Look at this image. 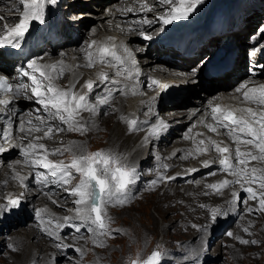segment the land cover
<instances>
[{"label": "bare ground", "instance_id": "6f19581e", "mask_svg": "<svg viewBox=\"0 0 264 264\" xmlns=\"http://www.w3.org/2000/svg\"><path fill=\"white\" fill-rule=\"evenodd\" d=\"M63 1L65 4L61 7L57 4H46L43 23L33 21L30 24L24 39L32 42L33 48L30 53L32 58L29 59L26 56L21 58L27 63L35 60L40 65L55 64L58 70L62 68V74L57 75L53 83L62 90L75 84L73 91L79 95L87 94L89 102L97 107L95 113L81 111L76 117L80 123L87 125L88 131L83 133L53 131L46 137L44 135L47 131L46 127H41L39 131L32 130L33 126L38 124L37 118L47 120V114L34 99L27 98L31 95L32 86L27 77L28 83L24 85L26 87L23 93L17 96L24 105V130H14V135H10L7 141L0 140V147L7 149L0 153V156H3L0 163V218L1 221L3 220L0 222V246L9 241L15 246V252L9 253L7 264H55L52 261L53 255H56L59 249L58 245L55 244L53 247L50 240H44L41 237L40 234L45 232L41 230L40 218L37 216L34 220L32 218L28 225L13 230L23 221V217H18L17 210L27 217L29 214L25 210H31V204L36 205L37 209H47V212L42 215L46 217L44 226L48 227L49 231L54 228V225L47 224L49 216L62 218L75 214V198L68 196L59 184H41L35 173L46 174V170L39 165L32 167L24 162L20 148L31 142L43 143L48 149H67L63 151L67 156L69 153L73 156L81 152L104 150L116 155L128 167L135 168L138 177L131 187V198L128 203L123 206L108 205L114 206L115 209L107 213L113 220L112 223H108V228L115 230L117 234L98 237L103 241V246L93 243L96 249H104V252L101 250L97 253L95 250L93 258L90 259L92 243L89 246L86 241L93 242V239L97 237L87 230L86 225L81 227L79 232L73 227V232H69L66 237H60V244L70 241L81 251H85V254L79 259L71 254L66 255L65 258L69 260L56 264H104L103 262L132 264L133 261L142 264L143 260L154 251L161 253L159 259L164 260L162 264L173 262L196 264L206 252L205 245L201 244L193 248L194 253L189 255L185 253L193 236L203 233L206 237L207 229L214 220L211 215L214 208L219 210L217 216L229 211L239 216L236 229L231 231L232 238L230 240L226 237L221 238L215 245V252H222L225 255V252L229 250L231 263L257 264L255 262L257 255L264 251V211L260 210L259 205L260 194L264 193V188L261 187L259 180L251 182V176L252 169H257L256 176H264V159L252 160L248 157L245 158L244 164H240L235 156L237 147L241 152H251L253 155H259V150L244 141L229 140L225 135L216 134V132L198 133L197 129L202 127L196 124L199 117L191 116L189 112L191 106L189 96L197 94L200 97V94L204 93V89H198L191 84L197 76L182 68L171 67L172 69L168 71L163 68L189 65L192 62H195L192 67L194 65L201 67L204 61L202 53L208 54L221 37H230L239 48L234 56L233 68L218 78L206 79L208 86L211 84L218 86L220 82L229 83V86L205 93L201 102L194 108L199 107L201 110L207 109L211 112L209 106L212 104L225 101L235 103V96L228 94L230 89L235 87L231 82L232 79L242 72L244 69L242 66L247 63L245 51L241 52V49L246 50L242 39L245 31L252 28L259 20L261 21L259 25L264 29V19H262L264 0H239L227 10L223 8L230 0H203L182 25V30H186L196 26L203 17L211 20V24L219 25L222 30L218 31V35H209L205 33L206 31L200 33L180 31L170 34L171 28L177 27L183 19L166 25V30L162 24L163 26L159 25L154 33L152 30L147 33L146 30L150 29L149 25L134 22L145 18L155 21V15L158 13L167 14L172 5L162 4L159 0H61ZM174 3L178 4V0H174ZM129 8L132 11H128ZM141 9L144 10L141 11ZM22 12L23 6L19 0H0L2 15L0 16V37L5 36L8 30L15 27ZM149 13L154 16H148ZM200 23L205 22L201 19ZM154 24H159L158 19ZM32 26L33 29H30ZM162 27L163 31L160 32ZM137 28L142 31L145 28L144 32L148 35H153L157 31L160 34L148 43H140V31L134 30ZM53 32L56 33V38H47ZM166 36L168 38L164 39V42L163 38ZM189 36H192L194 40L196 54L193 56L184 57L179 47L169 45L172 39ZM154 40L158 41L153 43ZM93 41L97 43L89 48L88 45ZM110 44L123 45L131 52L132 59L136 61V67L139 69L138 78L128 79L126 74L117 76V67L113 63L100 62L96 49L100 45ZM165 44L168 45L165 46ZM6 46H0V65L9 66L15 60L13 56L10 58L5 54ZM261 48H264V42L259 43L255 51L256 56L264 54V49L261 50ZM117 50L123 55L122 49L118 47ZM152 50H156L157 55H152ZM88 52L94 54V63L90 67L87 66ZM15 67L11 71H14ZM100 73H106L109 80H117L120 83L115 86L108 82L100 84ZM35 74L39 75V73ZM13 75L16 77L15 72ZM180 78L185 80V93L184 91L177 93L171 98L177 101L166 104L160 95V90L165 83H176ZM88 81L94 82L91 93L86 88ZM152 81L159 83L154 86ZM125 84L130 87L123 88ZM113 87L122 88L127 94L114 91L108 104H99L98 98L106 96V89ZM159 107L169 110H164L160 115L157 110ZM122 116L126 119H121ZM127 119H138L141 122L138 130L129 131ZM28 121H32V124ZM160 122H163L165 127L159 129V134H152L153 125H158ZM49 123L58 124L59 121ZM36 137L40 139L36 140ZM201 140L205 142L203 145L199 143ZM209 140H215L222 147L227 146L230 153H218L210 145ZM200 148H206V150L199 151ZM222 155H229L234 167L243 170L240 175H233L232 171L227 172L216 167ZM7 157L10 158L5 159ZM205 161L209 163V167L204 166ZM193 169L196 171H192ZM142 173H145L144 178L141 176ZM19 177H29V181H36L39 188L31 186L30 182L27 183L25 180L22 183ZM161 177H165V181L168 177H174V179L162 183ZM79 179V174L77 177L74 176L67 187H74ZM180 179L182 181L178 182ZM225 179L239 181V183H231L219 192L208 187ZM152 181L157 182L153 184ZM248 187L257 193V199H251L244 190ZM243 194L244 197L239 199ZM14 199L19 202L23 200V202L13 208L9 202ZM241 199L243 202L239 205ZM8 208H13L10 214H7ZM5 223L11 229L9 236L4 231ZM84 231L86 234L81 235L80 233ZM51 238L56 240L55 236ZM241 240L257 241V243L244 244L240 242ZM117 243H121L118 244L121 248L119 254L112 251ZM181 243L185 245H180ZM179 245L182 248L178 249ZM172 251L178 253H171ZM77 253L81 254V252ZM108 254L110 259L105 258ZM4 262L5 259L0 258V264Z\"/></svg>", "mask_w": 264, "mask_h": 264}, {"label": "snow or ice", "instance_id": "6c2138e0", "mask_svg": "<svg viewBox=\"0 0 264 264\" xmlns=\"http://www.w3.org/2000/svg\"><path fill=\"white\" fill-rule=\"evenodd\" d=\"M23 6V12L19 18V22L15 27L6 32V35L0 37V46L10 45L15 48L21 47V41L24 39L26 33L29 30L30 24L33 21H39L43 23L44 10L46 4H56L57 0H19ZM162 4L172 5L166 15H162L158 18V22L163 25L171 24L173 21L180 19H187L188 16L197 8L203 0H178V4L174 3V0H159ZM144 9H141L143 11ZM132 11V9H128ZM157 21H151L147 18L136 21L137 24H147L149 27ZM131 30V29H130ZM139 35L146 40H151L152 36L146 34L144 31H140ZM93 41L88 45L92 48ZM118 47L123 50V55L119 54ZM98 58L101 61H106V58L110 57L114 66L117 67L116 75H125L128 79L138 78L139 69L136 67V61L132 59L131 52L123 45L117 46L116 44L100 45L96 49ZM93 53L88 52L89 63L87 66H92L94 63ZM31 70V71H29ZM195 71V70H194ZM63 69L57 68V65H40L35 60H30L27 63L26 68L21 67L19 74L28 77L31 81V95H28V99H34L40 106L42 111L47 114V120L38 117V124L33 126L34 131H39L41 127H46L44 135L47 137L53 131H76L86 132L88 127L84 123H80L76 117L79 116L81 111H88L89 113H95L96 105L89 102L87 94H76L73 89L75 84L71 85L68 89H59L53 81L57 75H61ZM35 73H39L36 75ZM100 84L105 82L111 83L113 86L119 84L117 80H109V76L106 73H100ZM157 81H152L155 85ZM26 86L21 85L14 88L13 84L8 79L0 75V92L8 93L15 92L16 95H21ZM129 85L125 84L123 88H128ZM134 88V85L132 86ZM167 87V86H165ZM246 87L245 84H241L236 89L237 92H241ZM88 92L91 93L94 88V82L88 81L86 83ZM123 92L122 88L106 89V96L98 98L99 104H108L109 98L113 95V92ZM243 97L246 101L258 103L264 105V85H260L254 88H248L243 92ZM11 100H0V104L11 105ZM40 111V109H38ZM151 111V109H149ZM212 119L216 122V127L208 125V128L212 132H217L218 127L227 131L228 135L234 140L239 141L242 136L247 137L244 140L246 144L254 145L259 150V155H253L251 152H241L239 147L235 150V156L239 160L240 164L246 162L245 158L250 157L252 160L264 159V112L257 114L252 108L230 109L221 108L220 105H216L212 108ZM240 113L239 115L237 113ZM13 115L15 112L13 110ZM121 119H126L121 117ZM59 121L58 124H51L50 121ZM13 123L11 117H8V124ZM32 124V121H28ZM140 121L138 119H127L129 131L138 130ZM24 121L20 122V128L23 129ZM67 126L66 128L64 126ZM165 127L163 122L158 125H153L152 134H159V129ZM10 133L6 130H0V138L7 141L10 137ZM36 140L40 137H36ZM203 145L205 142L201 140L199 142ZM210 145L220 154H229L230 149L227 146L222 147L215 140H209ZM16 147V145H12ZM43 150V151H41ZM67 149H48L43 143H28L26 146L21 147L20 151L24 157V162L32 167L37 165L46 170L44 172H36L35 176L41 184L53 183L59 184L64 188L68 196L74 197V215L57 218L49 216L47 220L48 225H54L52 231L45 227V220L43 213L47 212V209H35V215L40 218L41 230L46 235L52 237L55 236L57 240L60 239L59 235L55 232V229H62L66 226H72L79 232L81 227L87 226V230L97 239H93L94 244H100L103 246V241L98 237L109 235L110 230L108 223L110 217L107 215L106 206L119 205L123 206L128 203L131 196V187L136 183L137 173L135 168L128 167L121 162V159L116 155L105 152L104 150H98L96 152L86 153L81 152L79 155H73L70 163H64L63 161L54 162L48 158L49 154H63V151ZM199 151H205L206 148H200ZM7 151V149L0 147V153ZM19 163V161H17ZM219 165L224 171H232L233 175H240L243 170L237 169L233 166L229 155H222L219 159ZM205 167H209V163L205 161ZM167 167V165H164ZM192 171H196L193 169ZM257 169H252L251 182L259 180L261 187L264 188V176H256ZM74 173L79 174V182L74 187H67L72 179ZM214 174V173H212ZM248 175V173H244ZM51 177V179H49ZM23 183L26 177H19ZM161 180L165 177H161ZM171 180L174 177H168ZM157 181H152L155 184ZM239 183V181L223 180L216 184L208 185V187L215 189L217 192L222 188L228 186L231 183ZM251 199H257V193L253 191L251 187L244 189ZM11 207L15 208L19 205V200H11ZM53 203H56L53 201ZM260 210L264 211V193L260 194L259 198ZM252 211V209H249ZM219 214L218 209H212L211 215L215 219ZM79 223H76V222ZM247 231V229H245ZM232 235V233H229ZM241 243H257V241L241 240ZM63 247L64 245H58ZM77 252H81L80 249H76ZM81 254H83L81 252ZM161 253L154 251L149 257L143 260L142 264H159V258ZM132 264H138L137 261H133Z\"/></svg>", "mask_w": 264, "mask_h": 264}, {"label": "rangeland", "instance_id": "374dc122", "mask_svg": "<svg viewBox=\"0 0 264 264\" xmlns=\"http://www.w3.org/2000/svg\"><path fill=\"white\" fill-rule=\"evenodd\" d=\"M6 1H8V0H6ZM10 1H12V0H10ZM237 1H239V0H235V1L234 0H230L229 2L225 3V6H224L223 9H225V10L230 9L231 7H233L237 3ZM150 15L151 16H154V15H152V14L149 13L148 16H150ZM162 15H166V14H159L158 13L157 15H155V21H157L158 17H160ZM0 16H2V15L0 14ZM201 19H202V22H205V23H200L201 22ZM201 19L199 20V23L196 26H192V27H190L188 29H194V28L197 29V28H201V27H208V25L211 24V20L204 19L203 17H201ZM262 19H264V14H262ZM186 20L187 19H183L182 22L177 25V27L171 28L170 34L182 31V30H180V31H174V30H176V29H182V27H183L182 25H184V23L186 22ZM221 20H222V18L220 19V22H221ZM260 22H261L260 20L257 21V23H254V26L252 28H250L248 31H245V36L242 39L243 45L247 46V41L245 40L246 39V36H249L252 32H254L257 29V26L259 25ZM154 23H156V22H154ZM154 23L152 24L153 26H151L149 30H146L147 33L149 31H151V30L154 33L159 28L158 26L159 25H162V23H160V22H159V24H154ZM173 23H175V21H173L171 24H173ZM75 26H77V25H75ZM163 27L165 29L166 28V25H164ZM163 27L160 30V32L163 31ZM252 29H254V30H252ZM134 30L142 31V29H138V28L137 29H134ZM144 30H145V28L143 29V31ZM250 30H252V31H250ZM160 32L157 31V33L151 35L152 36V39L156 35L160 34ZM197 32L200 33L201 30H199V29L193 30V32H190V33H197ZM202 32H204V31H202ZM139 37H140V40L139 39L138 40L140 41V43H148L149 40H146V39H144L141 36H139ZM159 39H160V37H159ZM81 41H82V39H81ZM157 41L158 40H154L153 43H156ZM263 42H264V38H263V40L260 43L263 44ZM242 51L243 52L245 51V54H246L245 56H247L246 50H242L241 49V52ZM151 52H152V55L153 54L154 55H157L156 54V50H152ZM247 59H248V56H247ZM192 63L194 64L195 62H192ZM192 63H190L189 65L192 66L193 65ZM12 70H13V68H12ZM198 92H201V91L198 90ZM200 95H202V94H200ZM196 97H198V96H196ZM180 108H185V107H180ZM157 110L160 113V115H162L164 110L165 111H168L169 109H167L165 107H159V108H157ZM177 136H181V135H177ZM11 157H13V156H11ZM48 157H50V160H52L54 162L63 161L64 163H67V162H70L71 161L72 154L69 153V156H67V154L63 152V154H49ZM1 162L2 161H0V163ZM144 174L145 173H142V175H141V176H143V178H144ZM74 176L77 177L78 174L74 173ZM166 181L168 182L169 179H167ZM166 181H165V179L161 180L162 183H164ZM181 181L182 180L180 179L178 182H181ZM31 186H34L36 188H39V186L36 184V181L35 182L33 181V185H31ZM245 196H246V194H245ZM242 197H244V194L243 195H240L239 199L242 198ZM22 202H23V200H21L20 203H22ZM240 202H241V204L239 203V205H242L243 199H241ZM30 207H31V210H25V212H27V214H29L27 217H25L24 216V213L21 212L20 210H17L16 211L19 214V215L17 214L18 217H20V216L23 217V221L21 223L17 224L13 228V230L16 229V228H20V227H22L24 225L25 226L28 225V222H30V220H32V218H33V220H34V218H36L35 211H34L35 209H37L36 205L31 204ZM7 210H8L7 211V214H10L12 212L13 208H8ZM111 210H113V211L115 210L114 209V206H107L106 207L107 213H110ZM0 214H1V212H0ZM114 215H116V214H114ZM44 219H46V217ZM2 221H1V218H0V222H2ZM238 221H239V216L236 215V214H234L232 211H229L226 214H222L220 216H217L216 219H214L213 222L209 225V227L207 229V233H206L207 235H205L206 237H204L203 233H201L199 235L193 236L190 239L189 246L187 247V251H186L185 255H189L191 253H194L193 248H196L199 245L204 244L205 245L204 248L206 249V252H204V254L197 260L198 262H196V264H235V263H231V261H230V258H229L230 256L228 255V253L231 255V252L229 250H227L225 252V255H224L222 252H215L214 249L216 248L215 245L217 244V242L221 238L226 237L228 240H230L232 238L229 235V233H231L232 230L236 229ZM112 222H113V220L110 219L109 224L112 223ZM4 225H5L4 231L6 233H8L7 236H9L10 235L9 232L11 231V229L8 228V226H7L6 223ZM69 232H73V227L72 226H66V227H64L62 229H57L56 230V233L59 235V237H61V236L62 237H66V235ZM110 233L112 235H116L117 234V232H115V230H110ZM80 234L81 235H85L86 234V231L81 232ZM40 235H41V237L44 238V240L45 239L50 240V243H52V246L53 247H54L55 244L56 245H61L60 244V239L62 237L59 240H57V239L55 240V239L51 238L50 236L45 235L44 233H41ZM69 242L67 241L64 244H62V245H64L63 247H60L59 246V249H57V251H56V253L57 252L58 253L56 255H53V259H52L53 263L55 262V264H56V263H61L64 260H69V258H65V257H66V255H70V254L71 255H74V256H77L78 259L83 257V255L85 254V251H81L83 254H78L77 251H76V249H79V247H76V246H74V244L72 242H70V243ZM91 243H92V245H91ZM86 244H89V246L91 245V250L93 249L89 253V258L90 259L93 258V254H94L93 251L96 250L95 252L100 253V251L102 250L104 252V249H100V250L96 249L93 246V242L86 241ZM118 244H121V243H117V246H115L114 247V250H112V251H114L115 254H119L121 252L120 251L121 248L118 246ZM180 245H185V244H182L181 243ZM180 245H179L178 249L182 248ZM99 247H101V246H99ZM86 248H87V245H86ZM10 251L15 252V246H13V244L10 243V241L7 244H5V245H1L0 246V258L1 259H5V262L2 263V264L9 263L8 259L10 257V255H9V253H11ZM175 252L176 251H174V252L172 251L171 253H175ZM176 253H178V252H176ZM105 258H109L110 259L109 254L108 255H105ZM256 258H257V260L255 262L257 264H264V251L262 250L261 252H259V254L257 255ZM163 262H164V260H160L159 259V264H162ZM103 263L106 264L105 262H103ZM172 264H175V262H173ZM239 264H241V263H239Z\"/></svg>", "mask_w": 264, "mask_h": 264}]
</instances>
